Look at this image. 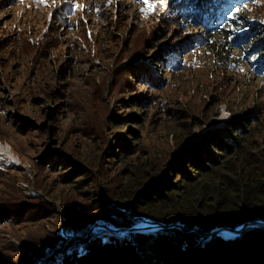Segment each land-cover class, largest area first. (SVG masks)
<instances>
[{"label":"rangeland","instance_id":"obj_1","mask_svg":"<svg viewBox=\"0 0 264 264\" xmlns=\"http://www.w3.org/2000/svg\"><path fill=\"white\" fill-rule=\"evenodd\" d=\"M196 2L182 20L180 0H0V264H47L59 238L65 250L103 233L126 238L136 264H179L191 242L264 231L249 226L260 217L186 229L182 207L197 209L209 180L165 205L149 196L234 126L245 149L226 161L264 173V0L239 12L249 32L235 44L220 7ZM161 230L178 239L155 256Z\"/></svg>","mask_w":264,"mask_h":264},{"label":"trees","instance_id":"obj_2","mask_svg":"<svg viewBox=\"0 0 264 264\" xmlns=\"http://www.w3.org/2000/svg\"><path fill=\"white\" fill-rule=\"evenodd\" d=\"M251 1L253 0H205L203 7L211 2L220 7V15L223 14L230 21L226 24L234 32L232 37L235 44V42L238 43V38L248 36L249 28L244 27V23H240L238 14L248 7ZM180 2H183L179 4H182V7L175 4L174 8L177 10V17L182 20H187V13L195 12L197 6L200 5V2L196 0H180ZM212 10L213 8L208 13ZM210 24V30L218 29V23ZM167 60L166 67L163 69L171 71L182 68L181 63L172 62L171 58ZM260 62L262 63L261 69H264V59ZM127 127L130 128V126ZM226 130L232 132L235 138L226 133V135L218 134L217 138L211 136L206 139L202 145V147L205 146L203 153L197 151L199 148H195L192 154L190 152L187 153L190 155H184L178 163L174 164L164 185L157 186L155 190L150 191L149 196L154 200L153 202L165 205L164 199L170 198L178 190H181L180 193L183 194L181 196H186L190 190H194L197 185L201 184L200 179L215 183L214 187L210 183L202 189V198L197 209L182 207L184 212L181 222L186 229H191L197 224L201 233H209L216 226L235 228L256 217L264 219V173L259 174L257 169L246 171L244 164L238 168L226 161L228 156L241 153L245 149L243 128L234 126ZM212 151L216 152L212 153ZM177 177L178 180H174ZM159 217L163 220V216ZM72 234L80 236L78 232ZM103 235L102 239L94 240L93 237L85 243H73L65 250H63V245L67 241L59 238V246L54 247L53 252L46 257V260H49L47 264H121L122 262L136 264V254L132 252V246L125 240L126 238L120 241L116 235L110 233H103ZM176 235L175 232L168 233L165 230L158 231L157 234L151 233L149 238L155 239L158 244V252L155 251L154 255L158 256L166 250L168 254H171V244L174 245V238L178 239ZM192 235L197 238L196 235ZM144 236L133 234V237L139 241L144 239ZM191 243L193 245L191 244L189 250L180 251L179 264H264V231L260 229L247 232L242 239L224 240L214 237L201 249L196 243ZM154 263L156 264L155 261Z\"/></svg>","mask_w":264,"mask_h":264},{"label":"snow or ice","instance_id":"obj_3","mask_svg":"<svg viewBox=\"0 0 264 264\" xmlns=\"http://www.w3.org/2000/svg\"><path fill=\"white\" fill-rule=\"evenodd\" d=\"M21 3H23V0H20ZM35 3H37L38 5H44V6H49L47 3V0H34ZM144 3H148V0H143ZM56 5V0H52V4L51 6H55ZM76 7H80L79 5H76ZM154 5L152 4H148V8L151 9L153 8ZM237 11H239V9H237ZM142 12H144V10H142ZM145 15H147V12H144ZM53 18V14L49 13V20L51 21ZM262 23H264V21H262Z\"/></svg>","mask_w":264,"mask_h":264},{"label":"bare ground","instance_id":"obj_4","mask_svg":"<svg viewBox=\"0 0 264 264\" xmlns=\"http://www.w3.org/2000/svg\"><path fill=\"white\" fill-rule=\"evenodd\" d=\"M250 227H261V228H263L264 229V221H259V220H257V221H255V223H253V225H249ZM249 226H247V228H249ZM241 229V228H240Z\"/></svg>","mask_w":264,"mask_h":264},{"label":"water","instance_id":"obj_5","mask_svg":"<svg viewBox=\"0 0 264 264\" xmlns=\"http://www.w3.org/2000/svg\"><path fill=\"white\" fill-rule=\"evenodd\" d=\"M261 221H264L263 219H260ZM259 228H261V227H259Z\"/></svg>","mask_w":264,"mask_h":264}]
</instances>
